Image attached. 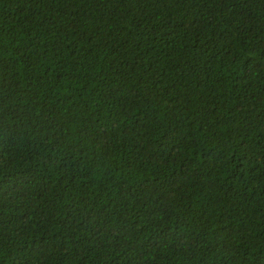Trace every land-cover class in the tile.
<instances>
[{"label": "trees", "instance_id": "1", "mask_svg": "<svg viewBox=\"0 0 264 264\" xmlns=\"http://www.w3.org/2000/svg\"><path fill=\"white\" fill-rule=\"evenodd\" d=\"M0 264H264V0H0Z\"/></svg>", "mask_w": 264, "mask_h": 264}]
</instances>
